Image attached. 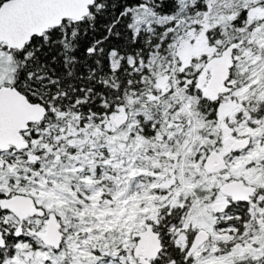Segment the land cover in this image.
Here are the masks:
<instances>
[{
	"label": "snow or ice",
	"instance_id": "obj_1",
	"mask_svg": "<svg viewBox=\"0 0 264 264\" xmlns=\"http://www.w3.org/2000/svg\"><path fill=\"white\" fill-rule=\"evenodd\" d=\"M0 264H264V0H0Z\"/></svg>",
	"mask_w": 264,
	"mask_h": 264
}]
</instances>
